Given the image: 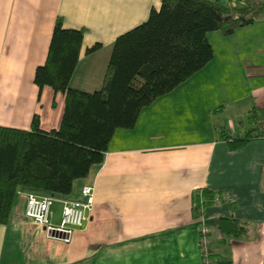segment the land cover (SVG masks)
<instances>
[{
  "label": "crops",
  "instance_id": "0c3cea01",
  "mask_svg": "<svg viewBox=\"0 0 264 264\" xmlns=\"http://www.w3.org/2000/svg\"><path fill=\"white\" fill-rule=\"evenodd\" d=\"M159 3L0 0V126L28 130L37 114L40 129L57 128L62 93L38 90L32 80L55 17L64 28L84 29L69 85L92 91L115 37ZM206 38L212 58L140 109L131 128L115 129L102 161L73 181L67 198L80 199L83 185H93L94 197L88 220L68 243L23 216V193L43 192L16 191L0 224V264H201L200 217L209 228L212 264H264V16ZM253 128L257 138L236 148L220 133L239 136ZM203 190L227 192L231 202L196 206ZM51 210L56 223L59 203ZM221 217L243 223L245 233H221Z\"/></svg>",
  "mask_w": 264,
  "mask_h": 264
},
{
  "label": "trees",
  "instance_id": "16d2710c",
  "mask_svg": "<svg viewBox=\"0 0 264 264\" xmlns=\"http://www.w3.org/2000/svg\"><path fill=\"white\" fill-rule=\"evenodd\" d=\"M264 16V0H160L141 23L115 37L100 87L84 91L69 85L83 28H64L55 17L45 59L35 67L33 83L63 95L57 128L42 130L33 114L28 130L0 126V224L7 222L16 191L31 190L66 198L73 181L102 161L117 128L129 129L143 107L202 68L211 58L206 34L222 35ZM99 47L93 44L85 50ZM253 129L222 138L236 148L257 138ZM198 205L213 193L203 190ZM196 209V208H195ZM197 210V209H196ZM217 229L239 237L245 225L221 217Z\"/></svg>",
  "mask_w": 264,
  "mask_h": 264
},
{
  "label": "built area",
  "instance_id": "2783aa9c",
  "mask_svg": "<svg viewBox=\"0 0 264 264\" xmlns=\"http://www.w3.org/2000/svg\"><path fill=\"white\" fill-rule=\"evenodd\" d=\"M23 194L25 197L23 216L41 226L47 237L61 240L64 243L70 241L75 230L84 226L93 208V185H83L80 188V199L78 200L34 192ZM54 202L60 205L59 219L56 223L51 222L50 219ZM223 202H231V197L227 192H213L209 199L212 205ZM210 242L209 228L200 217L196 245L201 264H212Z\"/></svg>",
  "mask_w": 264,
  "mask_h": 264
}]
</instances>
